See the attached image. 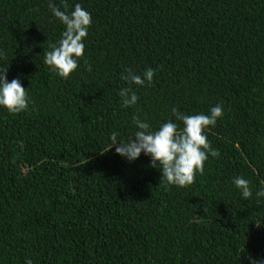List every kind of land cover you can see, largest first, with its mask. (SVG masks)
I'll return each instance as SVG.
<instances>
[{
	"label": "trees",
	"instance_id": "16d2710c",
	"mask_svg": "<svg viewBox=\"0 0 264 264\" xmlns=\"http://www.w3.org/2000/svg\"><path fill=\"white\" fill-rule=\"evenodd\" d=\"M91 13L84 54L61 78L43 62L64 25L49 0H0V64L29 105L0 108V264H246L264 260V0H51ZM91 66V71L88 70ZM155 74L135 85L126 69ZM137 103L125 107L119 90ZM224 113L218 157L168 185L143 153L127 162L133 116ZM179 124L180 122L177 121ZM182 126V125H181ZM250 181L243 199L233 179Z\"/></svg>",
	"mask_w": 264,
	"mask_h": 264
},
{
	"label": "clouds",
	"instance_id": "9594fccd",
	"mask_svg": "<svg viewBox=\"0 0 264 264\" xmlns=\"http://www.w3.org/2000/svg\"><path fill=\"white\" fill-rule=\"evenodd\" d=\"M49 7L64 25V30L56 44L49 45L50 50L44 53L43 62L61 78H68L77 69L78 60L84 54V39L92 23L91 13L79 3L74 4L70 12L60 10L51 0ZM88 70L91 71V66H88ZM125 71V80L141 86L151 83L155 74L151 67L142 74H136L131 69ZM7 73L8 65L0 64V108L17 114L25 111L30 101L19 78L9 81ZM118 94L125 107L137 103L138 96L131 88H122ZM171 113L175 119H168L155 129L146 120L133 116L135 131L127 140H118V134L112 132L111 147L115 146V152L127 162L135 161L143 153L150 158V166L159 169L166 184L183 187L193 183L198 173H203L204 162L209 156H219V151L208 141L206 132L209 126L215 127L217 119L223 116L224 109L216 104L210 107L207 114L186 115L173 106ZM232 182L243 199L253 196L248 179L238 175ZM255 195L257 198H264V186L259 187ZM25 264H32V260L27 259ZM246 264H264V260L248 256Z\"/></svg>",
	"mask_w": 264,
	"mask_h": 264
}]
</instances>
